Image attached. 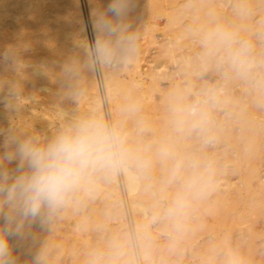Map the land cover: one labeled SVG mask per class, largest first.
I'll use <instances>...</instances> for the list:
<instances>
[{
  "label": "rangeland",
  "instance_id": "rangeland-1",
  "mask_svg": "<svg viewBox=\"0 0 264 264\" xmlns=\"http://www.w3.org/2000/svg\"><path fill=\"white\" fill-rule=\"evenodd\" d=\"M109 2L110 0H92V9L97 7L104 8ZM79 3L88 34V40L91 45L94 40L91 23L89 21L88 0H79ZM135 4L134 10L132 11L133 13L131 12L132 14H129V16L131 15V18H127V23H129L128 29L130 30H128V33L134 34L136 37L135 51L127 57H122L118 53L116 60L112 64L108 65L109 70L115 74V87H112L111 93L113 95V99L115 98L114 103L116 110H120L123 114L121 125H123L124 129L127 130L126 132L129 135L130 144H132V146L139 151L142 157L150 161V166L147 169L141 170L132 166L136 170L139 178L140 188L137 196L139 199L144 200L148 207L146 212L147 217H144L145 219H142L138 215L137 218L134 216L131 208L128 206V195L125 194L126 190L125 185L122 182L124 180L122 179L121 172L115 173L118 181L117 184L121 197L120 199L123 204V216L124 221L126 222L125 227L127 233L129 234V239L134 247L135 264H142L138 251V238L134 232L135 223L145 220L146 224L143 229L147 235L145 238L147 242L144 244L152 259L151 264H230L229 262L233 259L237 261V264H264V173H262L264 172V19L260 18L263 15L260 16V12L257 10L258 7L255 5V7H251L252 9H247V11H250L248 13H246L247 11L244 9V13L247 14L245 15L240 11L238 4L234 5L230 4V2H224L221 3V5L220 2L217 3L215 1L210 3L201 1L188 2V0H136ZM242 9L243 8H241V10ZM242 14L244 17L240 16ZM166 15L169 16L170 19H172V16L174 15V22H171L172 20H169V17ZM202 20H205L204 22L206 24ZM244 21H246V23H244ZM170 23H173L172 26ZM217 24L227 26L226 28L229 27L228 29L232 32L234 31V33H236L241 40L247 41L251 45L250 59L252 62V68L247 73L248 76H246V78L248 79L245 78V81L234 72L226 59V53L220 51L213 55H209L202 44L203 35L210 27L212 28ZM257 24H261L262 26H257ZM197 28L199 29L197 30ZM177 30H179L180 33L177 32L176 35L175 31ZM97 35L98 38H101L102 34L97 33ZM177 37H179V39H177ZM17 49L18 48H16V50ZM19 49L17 50L18 52L21 50ZM36 51L37 53L39 52V50ZM21 52L23 60L33 59L32 51L23 52L21 50ZM1 56L2 55L0 53V58ZM188 61L189 64H187ZM135 63L138 65L137 68H135ZM151 71H155L153 72L156 75L154 76L155 82H153L155 85H153L152 82L150 83V80H148V74L150 73L151 75ZM184 71H188L186 72V75ZM99 80L98 76L99 97L101 100L103 119L108 123L115 124L111 109L109 108V105H107L104 87L102 86L103 84L100 82L101 80ZM133 80H135V83ZM119 84H124L130 89L131 95L126 96L128 98H126L125 95L123 96L122 93H119V91L122 92V89L116 86ZM151 84L153 85L152 87ZM240 84L243 85L241 86ZM148 86H150V88H147ZM28 87L29 88L27 89V86H18V91H12V87H10L6 93L12 94L14 92L13 94H15V96L12 94L7 98L13 99V97H16L19 100L21 97L20 101L22 103V98L27 96L26 93H30L32 90L30 86ZM242 88H244V90ZM244 91L245 93H243ZM16 93L19 95L17 96ZM179 94L185 95L188 103L194 102L195 99L203 102L207 100L209 96L215 97V100L217 99L213 103L204 105L208 109L211 117L207 133L211 136V139L208 142H205L204 134L199 132L186 131L183 134L176 132L174 124L172 123V105L174 100L170 99H178L180 97ZM44 96L45 95L40 93L37 97L38 99L36 100L37 103L32 102L29 104L26 103L29 102V99H24L23 104H26V107H28V105L33 106L34 111L38 114V112L40 113L42 110V102L48 100L46 99V96ZM78 96H76V99H72L74 103L78 101V98L80 97ZM231 97H233V99ZM234 97L237 99L240 98V102L238 100L236 101ZM232 100H234L235 103ZM149 101L150 103H148ZM148 104H151L153 107H151V111H149L151 105ZM243 107L246 108L244 109ZM74 109H77L78 113L81 110L79 107H76V105L73 110ZM251 109H254V111ZM77 110H74V116L72 115L69 118L67 117V120L63 122L58 118L56 119L55 115L49 113L48 120H51L49 127H52L54 130V135H56L65 126L76 122V120H80L82 117H85L81 116L82 114H79V117L76 113ZM243 110L246 111L244 112ZM245 113L254 121V123L255 119L256 122L258 120V122L255 123L256 125L259 123V126H256L259 132H257V139L255 138L259 150L256 148V153H258V155L256 154L255 159H252V162L254 160L259 164V166H257V170L259 172L257 173V179L251 180V186L248 187L249 189H246V184H244L245 180H243V173H245V169L247 168L246 163L249 162L248 160H251L247 157V152L250 147H248V145L246 146L243 135H241L242 128L239 121L241 115H245ZM152 114L154 115L151 116ZM236 118H239V120H236ZM10 119L11 120L8 125H6V127L4 126L5 128L3 127L2 129H15L16 127L20 128V126H23L21 123L15 122V116L12 115ZM148 120L149 122H154V124H156H153L155 126L153 129L145 126L144 123ZM35 121L36 120L32 121V128H28L32 131L34 130V134L38 135L42 141L50 140L48 139L50 135L47 132L45 134H48L49 136L43 135V132L45 131L43 125L39 124L40 122ZM14 125H16V127ZM158 126L159 129L157 128ZM19 128H16L15 130L17 131ZM157 131L161 136L156 135ZM41 134L43 137H41ZM235 135L237 137H234ZM237 138L239 141H237ZM2 140L3 136H0V141ZM163 147L170 149L173 157L185 159L186 161L196 159L201 164L211 165L212 186L207 190V194L205 196L192 201L191 207L189 208L186 216H184L180 221L179 227H176L174 221H168V218L163 216V209L171 202V199L178 187V184L168 183V172L172 166L173 159L170 157L167 158V160L166 158L161 157L160 149ZM259 152L261 153L260 155ZM154 153L157 157L156 160L154 158ZM160 160L166 162L165 169L156 168L155 164L157 161L160 162ZM258 179L263 180L261 182ZM215 182L218 184L216 185V188L214 186ZM226 183L229 184L227 185ZM101 188L102 185H100L97 179H95L93 186L90 190H88L90 192L88 200L87 197L85 198L78 193L73 197L71 206H66L68 209L75 207L79 211V224H84L90 221V218L92 219V216L89 214L90 211L92 213L94 209L100 210L98 216V219L100 220L97 219L98 221H94L96 222L93 224L95 226L92 225L91 229L88 231V246L78 240V237H73L74 234L72 232V234L70 231L69 233H66L65 226L59 223L64 212L63 208L51 219L49 223L43 226V232L45 234L48 232L47 237L49 239H46L49 241L46 244H50L48 247H43H47L45 252H47V254L49 253V256L45 257V264H62V262L63 264H83L76 259L77 257L74 256H79L81 254L84 255L86 252V255L90 257L91 261L95 259V254H103L104 257L102 256L98 262L95 261L96 264H118L117 256L115 255L112 247L113 239L115 237L114 229L116 227V220L113 219L114 212H111L112 209L109 210V208L112 207L106 203V201H103V204H99L100 202L102 203V201L99 200L96 192L99 189L101 190ZM233 196H237L239 200L237 197L236 200L239 202H236ZM91 200L93 202L90 203ZM235 202L237 205H234ZM218 203L220 205H214ZM94 204H96V206H94ZM222 206L227 207L224 209ZM244 206L248 207V210H246V207L243 209ZM156 216H159L160 218L153 222V217ZM188 218L190 219L188 220ZM72 220L73 219H70V222H72ZM188 221L190 223H188ZM71 228L72 226H70L69 229ZM55 229H57V231ZM49 232L51 233L49 234ZM70 239H72V243H68ZM69 244H71V247ZM39 248L40 246H35L36 251L33 249L34 253L36 252V254H39L38 251L42 250V247L40 249ZM89 249L90 251H88ZM27 250L28 249H16L17 264H21L20 261L26 256Z\"/></svg>",
  "mask_w": 264,
  "mask_h": 264
},
{
  "label": "clouds",
  "instance_id": "clouds-1",
  "mask_svg": "<svg viewBox=\"0 0 264 264\" xmlns=\"http://www.w3.org/2000/svg\"><path fill=\"white\" fill-rule=\"evenodd\" d=\"M135 0H110L106 7L92 13L93 30L101 35L89 46L91 64H112L119 53L127 57L135 51L134 34L128 33L127 18L134 10ZM202 44L209 55L220 51L238 75L252 68L251 45L223 25L217 24L203 36ZM4 58L13 71L25 67L15 50L8 49ZM69 71L72 69L69 68ZM13 91L18 86L12 85ZM205 101L176 104L172 107L173 124L179 134L186 131L204 134L211 139V122ZM0 264H17L16 249L23 246L33 224L43 227L78 193L88 191L96 178L118 173L135 166L147 169L150 161L142 157L129 142L121 124L98 118H83L62 128L52 139L42 141L35 135H23L13 128L0 129ZM163 158H172L169 184H178L163 216L176 227L186 216L192 201L202 198L212 186L211 165L196 159L173 157L167 147L160 151ZM160 217H153V222ZM120 245L114 243L115 255ZM102 253L95 254L98 262ZM34 264H45L43 253L36 254ZM230 264H237L233 259Z\"/></svg>",
  "mask_w": 264,
  "mask_h": 264
},
{
  "label": "bare ground",
  "instance_id": "bare-ground-1",
  "mask_svg": "<svg viewBox=\"0 0 264 264\" xmlns=\"http://www.w3.org/2000/svg\"><path fill=\"white\" fill-rule=\"evenodd\" d=\"M136 1V0H135ZM140 1V0H138ZM146 1V0H145ZM150 1V0H149ZM152 1V0H151ZM157 1V0H156ZM189 1H201V2H210L213 3L214 1L219 3H226L230 2V4H238L240 7V11L244 13V11L247 9H252L251 7H258V11L260 12V18L264 19V0H188ZM106 2V1H105ZM139 3V2H138ZM186 3V2H185ZM105 4V3H104ZM101 4V5H104ZM154 4V3H153ZM173 4V3H172ZM182 4V3H181ZM188 4V3H186ZM195 4V3H194ZM219 4V5H220ZM136 5V4H135ZM138 5V4H137ZM184 5V4H183ZM192 5V4H189ZM188 5V6H189ZM208 5V4H207ZM222 5V4H221ZM225 5V4H224ZM227 5V4H226ZM237 5V6H238ZM255 5V6H254ZM106 6V5H105ZM236 6V7H237ZM224 7V6H223ZM234 7V6H231ZM250 7V8H249ZM88 8H89V17H90V23H91V28H92V33H93V40L95 41L98 39L97 32L93 30L92 26V0H88ZM103 8V7H102ZM151 8V7H150ZM174 8V7H173ZM185 8V7H184ZM215 8V7H214ZM241 8H243L241 10ZM140 9V8H139ZM149 9V8H147ZM239 9V8H238ZM245 9V10H244ZM198 10V9H197ZM209 11L208 9H206ZM214 10V9H212ZM230 10V9H229ZM232 10V9H231ZM140 11V10H138ZM233 11V10H232ZM151 12V10H150ZM158 12V11H157ZM156 12V13H157ZM196 12V11H195ZM212 12V11H211ZM238 12V11H237ZM250 11H247L248 13ZM133 13V12H132ZM131 13V14H132ZM175 13V12H174ZM227 13V12H226ZM231 13V12H230ZM244 13L245 15H247ZM262 13V14H261ZM172 14V13H171ZM177 14V11H176ZM191 14V13H190ZM235 14V13H234ZM136 15V14H135ZM170 15V14H168ZM179 15V14H178ZM231 15V14H230ZM131 16V15H130ZM129 16V17H130ZM142 16V14H141ZM167 16V15H166ZM174 16V15H173ZM173 16L172 19L169 20L173 21ZM211 16V15H210ZM216 16V15H215ZM220 16V15H219ZM242 17V15H240ZM128 17V18H129ZM146 17V16H145ZM166 17V18H167ZM131 18V17H130ZM138 18V17H137ZM141 18V17H140ZM144 18V17H143ZM142 18V19H143ZM192 18V17H191ZM227 18V17H226ZM238 18V16H237ZM236 18V19H237ZM246 18V17H245ZM146 19V18H145ZM153 19V18H152ZM177 19V18H176ZM205 19V18H204ZM214 19V18H213ZM219 19V18H218ZM222 19V18H221ZM249 19V17H248ZM130 20V19H129ZM168 20V19H167ZM168 20V21H169ZM139 21V20H138ZM195 21V20H194ZM201 21V20H200ZM203 22L205 20H202ZM216 21V20H214ZM167 22V21H166ZM170 22V21H169ZM199 22V21H198ZM202 22V24H203ZM229 22V21H228ZM85 22L83 21L82 13H81V8H80V3L79 0H0V53H1V58H0V129H2L4 126L8 125L9 121L11 120V116L16 117V123H21L23 126L17 130V132L23 134V135H35L34 130H30L29 128L33 126L34 120L40 122L39 124L43 125L45 131L43 132V135H50L48 139H52L54 135V130L52 127L50 128V121L48 120V115L51 113L52 115L56 116V119L58 118L60 121H66L67 117H71L72 115L74 116L75 111L77 109L73 108L79 107L80 112L77 114L81 116H85L86 118H98V119H103V114H102V108H101V100L99 97V84H98V76L99 80L104 87V93L106 96V101L107 105H109V108L111 109V113L113 114V119L115 124H122V119H123V114L120 110H116L115 108V103L113 99V95L111 93L112 87L115 85L114 84V79H115V74H113L109 68L108 65L104 64H96L95 66H92L91 64V57L89 55V40H88V34L87 30L85 27ZM133 23V22H132ZM139 23V22H138ZM141 23V22H140ZM190 23V22H189ZM200 23V22H199ZM205 23V22H204ZM216 23V22H215ZM242 23V21H241ZM246 23V21H244ZM248 23V22H247ZM257 23V22H256ZM255 23V24H256ZM259 23V22H258ZM129 24V23H128ZM134 24V23H133ZM142 24V23H141ZM140 24V25H141ZM166 24V23H165ZM171 24V23H170ZM173 24V23H172ZM171 24V26H172ZM206 24V23H205ZM209 24V23H208ZM253 24V23H252ZM262 24V23H261ZM261 24H257V26H262ZM132 25V24H131ZM139 25V24H138ZM204 25V24H203ZM211 25V24H210ZM209 25V26H210ZM225 25V24H224ZM247 25V24H246ZM133 26V25H132ZM136 26V25H135ZM163 26V25H162ZM181 26V25H180ZM150 27V26H149ZM227 27V26H225ZM242 27V26H241ZM137 28V27H136ZM146 28V27H145ZM154 28V27H153ZM152 28V29H153ZM209 28V27H208ZM211 28V27H210ZM209 28V29H210ZM229 28V27H228ZM254 28V27H253ZM138 29V28H137ZM151 29V28H149ZM167 29V27H166ZM177 29V28H176ZM199 28H197L198 30ZM206 29V28H205ZM246 29V28H245ZM248 29V28H247ZM250 29V28H249ZM129 30V29H128ZM163 30V29H161ZM174 30V29H173ZM182 30V29H181ZM243 30V29H242ZM130 31V30H129ZM132 31V29H131ZM200 31V30H199ZM239 31V30H238ZM146 32V31H145ZM176 35L177 32L180 33L179 30L175 31ZM174 32V33H175ZM184 32V31H183ZM197 32V31H196ZM203 32V31H202ZM201 32V33H202ZM234 32V31H233ZM239 33V32H238ZM242 33V32H241ZM247 33V32H246ZM144 34V33H143ZM146 34V33H145ZM185 34V32H184ZM180 35V34H179ZM178 35V36H179ZM204 36V35H203ZM100 38V37H99ZM179 39V37H177ZM182 39V38H181ZM199 39V38H198ZM185 41V40H184ZM189 41V40H188ZM198 41V40H197ZM195 43V42H194ZM188 45V44H187ZM177 47V46H176ZM189 47V46H188ZM16 48H20L23 52H28L32 51L33 55L31 60H23V56H21L22 52H18ZM8 49L15 50V52L18 54L19 58L24 62L25 67L20 69L19 71H13L12 66L10 63L5 60L4 58V52ZM36 50H39L37 53ZM205 50V49H204ZM178 51V50H177ZM36 52V53H35ZM20 53V54H19ZM180 53V52H179ZM181 55V54H180ZM184 55V54H183ZM198 55V54H197ZM182 56V55H181ZM195 57V56H194ZM201 58V57H200ZM253 60V59H252ZM183 61V60H182ZM181 61V62H182ZM197 61V60H196ZM189 64V61L188 63ZM196 65V64H194ZM137 64L135 63V68H137ZM182 66V65H181ZM187 67V66H186ZM230 67V66H229ZM71 68L72 70L69 71L68 69ZM155 68V67H153ZM152 68V69H153ZM183 68V67H182ZM133 69V68H132ZM149 69V68H148ZM156 69V68H155ZM135 70V69H134ZM151 70V69H150ZM154 70V69H153ZM158 70V69H157ZM156 70V72H157ZM230 70V69H229ZM121 71V70H119ZM139 72V71H138ZM148 74V80L149 82L153 84L154 81V76H156L153 72L151 71ZM186 72L184 71L185 75ZM235 72V71H234ZM137 73V72H136ZM236 73V72H235ZM146 74V73H145ZM237 74V73H236ZM235 74V75H236ZM126 75V73H125ZM139 75V74H138ZM137 75V77H138ZM228 75V73H227ZM238 75V74H237ZM147 76V75H146ZM159 76V75H158ZM225 76V75H224ZM234 76V75H233ZM246 75H239V77L243 78L245 81ZM250 76V75H249ZM130 77V76H129ZM236 77V76H235ZM238 77V78H239ZM187 78V77H186ZM240 78V79H241ZM123 79V78H122ZM146 79V78H145ZM182 79V77H181ZM248 79V78H246ZM124 80V79H123ZM132 80V79H131ZM231 80V79H230ZM135 80H133L134 82ZM243 81V80H242ZM248 81V80H247ZM250 81V80H249ZM116 82V81H115ZM132 82V83H133ZM119 83V82H118ZM135 83V82H134ZM133 83V84H134ZM143 83V82H142ZM236 83V82H235ZM259 83V82H257ZM261 83V82H260ZM18 85L21 87L27 86V89L32 88V91L30 93H26L27 96L23 97L22 99H29V102L26 103H32L36 102L37 103V97L39 96L40 93L42 95L46 96V99H48L45 102H42V110L38 114L34 111L33 106L28 105L26 107L16 97L13 99L12 98H7L8 96L10 97L12 94L6 93L12 87V85ZM117 84V83H116ZM131 84V83H129ZM151 87L155 84L152 85ZM190 84V83H189ZM237 84V83H236ZM252 84V83H251ZM137 85V84H136ZM150 85V84H149ZM179 85V84H178ZM241 86L243 84H240ZM239 85V86H240ZM258 85V84H257ZM122 89V92L119 91V93H122L123 96H129L131 95V91L129 88H127L126 85L124 84H119L116 85ZM176 86V85H175ZM184 86V85H183ZM189 86V85H188ZM245 86V85H244ZM115 87V86H114ZM187 87V86H185ZM147 88H150L148 86ZM191 88V87H190ZM237 88V87H236ZM248 88V87H247ZM252 88V87H251ZM12 89V88H11ZM117 89V87H116ZM134 89V88H133ZM152 89V88H151ZM228 89V88H227ZM230 89V88H229ZM244 90V88H242ZM250 89V88H248ZM257 89V88H256ZM262 89V88H261ZM115 90V89H114ZM181 90V89H180ZM189 90V89H188ZM225 90V89H224ZM13 91V90H12ZM242 91V90H241ZM11 92V91H10ZM37 92V93H36ZM40 92V93H39ZM146 92V91H145ZM178 92V91H176ZM36 93V94H35ZM39 93V94H38ZM117 93V94H119ZM140 93V92H139ZM245 93V91L243 92ZM186 94V93H185ZM230 94V93H229ZM228 94V95H229ZM237 94V93H236ZM259 94V93H258ZM15 96V94H13ZM17 95V93H16ZM19 95V94H18ZM17 95V96H18ZM21 95V94H20ZM80 97H79V96ZM133 95V94H132ZM167 95V94H166ZM44 96V97H45ZM78 96V101L74 103L72 99H76ZM139 96V95H138ZM146 96V94H145ZM179 98L176 99H170L174 100V103L172 107L176 104H185L188 103L186 100V96L179 94ZM115 97V96H114ZM136 97V95H135ZM236 97V96H235ZM234 97V98H235ZM7 98V99H6ZM43 98V97H42ZM121 98V97H119ZM124 98V97H123ZM128 98V97H126ZM130 98V97H129ZM138 98V97H137ZM136 98V99H137ZM151 98V97H150ZM217 98V97H216ZM233 99V97H231ZM238 98V96H237ZM235 98V100L239 101V99ZM246 98V97H245ZM220 99V98H219ZM224 99V98H222ZM244 99V98H243ZM129 100V99H128ZM146 100V98H145ZM217 100V99H216ZM215 100V101H216ZM125 101V100H124ZM141 101V100H140ZM195 101H197L195 99ZM194 101V102H195ZM219 101V100H218ZM234 102V100H232ZM231 101V103H232ZM242 101V100H241ZM261 101V100H260ZM25 102V101H24ZM40 102V100H39ZM131 102V101H130ZM144 102V101H143ZM168 102V101H167ZM171 102V101H170ZM240 102V101H239ZM247 102V101H246ZM244 102V103H246ZM133 103V102H131ZM140 103V102H139ZM150 103V101L148 102ZM158 103V102H157ZM172 103V102H171ZM217 103V102H216ZM229 103V102H228ZM235 103V102H234ZM35 104V103H34ZM126 104V103H125ZM147 104V103H146ZM159 104V103H158ZM230 104V103H229ZM253 104V103H252ZM255 104V103H254ZM40 105V104H39ZM120 105V104H119ZM138 105V104H137ZM151 105V104H148ZM136 106V104H135ZM139 106V105H138ZM146 106V105H145ZM154 106V105H153ZM233 106V105H232ZM237 106V104H236ZM239 106V105H238ZM253 106V105H252ZM143 107V106H142ZM148 107V106H147ZM152 105L150 106V110H152ZM257 107V106H256ZM29 108V111H28ZM118 108V107H117ZM126 108V107H125ZM149 108V107H148ZM206 108V107H205ZM240 108V107H239ZM244 108V107H243ZM246 108V107H245ZM244 108V109H245ZM250 108V107H249ZM27 109V110H26ZM147 109V108H146ZM160 109V108H159ZM207 109V108H206ZM238 109V108H236ZM126 110V109H125ZM252 110V109H251ZM208 111V109H207ZM234 111V110H233ZM238 111V110H236ZM244 111V110H243ZM246 111V110H245ZM244 111V112H245ZM254 111V109L252 110ZM257 111V110H256ZM170 112V111H168ZM239 112V111H238ZM258 112V111H257ZM262 112V111H261ZM255 113V112H253ZM264 113V112H263ZM166 114V112H165ZM235 114V113H234ZM76 115V116H78ZM79 115V117H80ZM132 115V114H131ZM130 115V116H131ZM152 114L151 116H153ZM253 115V114H252ZM54 116V117H55ZM142 116V115H141ZM157 116V115H156ZM53 117V116H52ZM84 117V118H85ZM173 117V116H172ZM83 118V117H82ZM81 118V119H82ZM147 118V117H146ZM34 119V120H33ZM78 119V118H77ZM126 119V118H125ZM130 119V118H129ZM149 119V118H148ZM157 119V118H156ZM232 119V118H230ZM258 119V118H257ZM128 120V119H127ZM235 120V119H234ZM236 120H239V118ZM235 120V121H236ZM35 121V122H36ZM77 121V120H76ZM156 121V120H155ZM173 121V120H172ZM171 121V122H172ZM240 125L242 128L241 135H243L244 142H246V146L250 147L247 152V157L249 162L247 164V168L245 169L244 174V179L245 180L244 184H246V189H249L248 187L251 186V180L252 179H257V173L259 172L257 169V166L259 164L252 159H255L256 154V148L257 147V132L258 128L256 127L257 125L254 121L245 113V115H241L240 118ZM238 121V122H239ZM37 122V123H38ZM145 122V121H144ZM170 122V124H171ZM260 122V120H259ZM36 123V124H37ZM125 123V122H124ZM166 123V121H165ZM173 123V122H172ZM226 123V122H225ZM235 123V122H234ZM15 124V123H14ZM63 124V123H62ZM126 124V123H125ZM145 126L148 128H154L156 124L154 122H149L146 121ZM154 124V125H153ZM19 125V124H18ZM26 125V126H24ZM172 125V124H171ZM239 125V126H240ZM13 126V127H14ZM162 126V124H161ZM226 126V125H225ZM230 126V125H229ZM236 126V125H235ZM237 126V127H239ZM259 126V125H258ZM4 127V128H5ZM29 127V128H28ZM41 127V126H40ZM41 127V128H43ZM131 127V126H130ZM165 127V126H164ZM228 127V126H226ZM231 127V126H230ZM15 128V129H16ZM32 128V127H31ZM159 129V126L157 127ZM240 128V127H239ZM39 129V128H38ZM163 129V128H162ZM229 129V128H228ZM126 130V129H125ZM236 130V129H235ZM240 130V129H239ZM127 131V130H126ZM159 131V130H158ZM156 135H160L158 133ZM238 131V130H237ZM48 134H45V133ZM165 132V131H164ZM240 132V131H239ZM38 133V132H37ZM162 133V130H161ZM243 133V134H242ZM263 133V132H262ZM240 134V133H239ZM261 134V133H260ZM42 135V134H41ZM43 135L41 137H43ZM48 135V136H49ZM152 135V133H151ZM231 135V134H230ZM229 135V136H230ZM38 137V135H35ZM129 136V135H128ZM161 136V135H160ZM166 136V135H164ZM259 136V135H258ZM232 137V136H230ZM234 137H237L236 135ZM240 137V136H239ZM242 137V136H241ZM256 138V139H255ZM180 139V138H179ZM234 139V138H233ZM238 139V138H237ZM166 141V140H165ZM183 141V140H182ZM239 141V139L237 140ZM241 141V139H240ZM258 141V140H257ZM0 141V143H2ZM133 143V142H132ZM175 143V142H174ZM181 143V142H180ZM241 143V142H240ZM242 144V143H241ZM132 145V144H131ZM135 145V144H134ZM157 145V144H156ZM155 145V146H156ZM169 145V144H168ZM244 145V144H243ZM264 145V144H263ZM237 146V145H236ZM262 146V145H261ZM172 147V146H171ZM160 148V147H158ZM244 148V147H243ZM161 150V149H160ZM170 150V149H169ZM259 150V148L257 149ZM154 151V150H153ZM157 151V150H156ZM171 151V150H170ZM152 152V151H151ZM150 152V153H151ZM261 152V151H260ZM259 152V155L261 154ZM153 153V152H152ZM238 153V152H237ZM264 153V152H263ZM246 154V153H245ZM154 158L156 160V154L154 153ZM236 155V154H235ZM150 157V156H149ZM162 157V156H161ZM246 157V156H245ZM259 157V156H258ZM167 159V158H166ZM245 159V158H244ZM258 159V158H257ZM158 160V159H157ZM168 160V159H167ZM258 161V160H257ZM166 162L161 161L156 162L155 166L156 168L160 169H165L166 168ZM168 163V162H167ZM245 164V163H244ZM154 166V167H155ZM245 166V165H244ZM245 168V167H244ZM156 171V170H155ZM166 171V170H165ZM164 171V172H165ZM167 172V171H166ZM169 173V172H168ZM264 173V172H262ZM122 181L125 185V190L128 195V206L131 208L134 216L137 218V215L141 217L142 219H145L144 217L146 216L147 212V204L144 202V200H141L138 198L137 193L139 190V178L137 175L136 170L134 167H130L129 169L125 171H121ZM263 176V175H262ZM169 178V177H168ZM98 183L102 185L101 190H97L96 194L99 198V200L102 201L99 204H103V201H106L112 208L111 212H114L113 219H115V237L113 239V245L114 243H118L120 245L119 248V255L117 256L118 264H135V255H134V247L129 239V234L127 233L125 224L126 222L124 221V216H123V207H122V202H121V197L119 194V189H118V181L116 174H110L107 176H101L96 178ZM260 180V179H258ZM263 180V179H262ZM262 180H260L262 182ZM242 183V182H241ZM213 184V183H212ZM227 185L229 183H226ZM218 185L215 182V188ZM223 185V184H222ZM238 185V184H237ZM243 185V184H242ZM261 185V184H260ZM226 186V185H224ZM236 186V185H235ZM221 187V185H220ZM227 187V186H226ZM214 188V187H213ZM231 188V187H230ZM236 188V187H235ZM226 189V188H225ZM211 190V189H210ZM209 190V191H210ZM221 190V189H220ZM240 190V187H239ZM225 191V190H224ZM227 191V190H226ZM232 191V190H231ZM234 191V190H233ZM250 192V191H249ZM212 193V192H211ZM218 193V192H217ZM227 193V192H226ZM229 193V191H228ZM80 194L83 197H87L88 200V195H90L89 191H83L80 192ZM210 194V193H209ZM213 194V193H212ZM234 194V193H232ZM238 194V193H237ZM219 195V194H218ZM235 195V194H234ZM263 195V194H262ZM220 197V196H219ZM234 197V196H233ZM237 197V196H236ZM236 197H234L236 200ZM240 197V196H239ZM222 198V197H220ZM204 199V198H203ZM209 199V198H208ZM207 199V200H208ZM211 199V198H210ZM213 199V198H212ZM231 199V198H230ZM238 199V197H237ZM249 199V198H248ZM263 199V198H262ZM97 200V197H96ZM95 200V201H96ZM205 200V199H204ZM239 200V199H238ZM236 200V202L238 201ZM247 200V199H245ZM214 201V200H213ZM212 201V202H213ZM93 202L92 200L90 203ZM99 202V201H97ZM148 202V201H147ZM211 202V201H210ZM218 202V201H216ZM235 202L234 205H237ZM239 202V201H238ZM242 202V201H241ZM215 203V202H214ZM222 203V202H221ZM234 203V201H233ZM246 203V201H245ZM249 203V202H248ZM251 203V202H250ZM229 204V203H228ZM231 204V203H230ZM71 206V202L68 204ZM214 205H220L214 204ZM234 206L233 204H231ZM96 206V204H94ZM149 206V205H148ZM100 207V206H99ZM125 207V206H124ZM224 207V206H222ZM227 207V206H226ZM224 207V209L226 208ZM230 207V206H229ZM236 207V206H235ZM242 207V206H241ZM246 206L243 207V209ZM101 208V207H100ZM248 207H246V210ZM79 209V208H78ZM126 209V208H125ZM129 209V208H128ZM251 209V208H250ZM64 212L61 216L60 222L62 225L65 226L66 230L65 232L70 233L72 232L74 235L73 237H78V240H80L83 244H86L88 246L89 240L87 239L88 231L91 229V226L96 223L98 219L100 210L99 209H94L91 213L90 211V216H92V219L90 218V221L84 223V224H79V211L73 207L71 209H68L67 207L63 208ZM92 210V209H91ZM222 210V209H221ZM232 210V208H231ZM230 210V211H231ZM102 211V210H101ZM130 211V210H129ZM89 212V211H88ZM229 212V211H228ZM234 213V212H233ZM239 213V210H238ZM103 214V212H102ZM225 214V213H224ZM235 214V213H234ZM223 216V215H222ZM238 216V215H237ZM243 216V215H242ZM140 218V219H141ZM223 218V217H222ZM70 219H73L72 222H70ZM139 219V218H138ZM190 218H188L189 220ZM100 220V219H98ZM97 220V221H98ZM193 220V219H192ZM195 220V219H194ZM140 221V220H139ZM146 221V220H145ZM145 221H140L135 223V234L138 238V248H139V254H140V260L142 261V264H151L152 259L150 257V254L145 246L144 243L147 241L145 240L146 238V233L145 230L143 229L145 227ZM168 221H171L168 219ZM188 223H190L188 221ZM70 226H72L71 229ZM95 226V225H93ZM97 226V225H96ZM46 228V227H44ZM93 228V227H92ZM81 229V231H80ZM57 231V229H55ZM43 227H40L38 224H33L30 232L31 235L29 238L23 242V246L18 248L20 250H27V254L22 259L20 262L21 264H33V258L36 254L34 251H36L35 246H40L42 247V250H39L38 253H43L45 257L49 256V253L45 252L46 248L50 244H46L49 240L47 237V234L43 232ZM51 232H49L50 234ZM71 233V234H72ZM54 234V233H53ZM69 237V236H68ZM71 237V236H70ZM48 238V239H46ZM63 239V238H62ZM73 239V238H72ZM72 239L69 240L68 243H72ZM74 240V239H73ZM145 241V242H144ZM53 244V243H52ZM56 244V243H54ZM111 244V245H112ZM71 244H69L70 246ZM44 246H47L46 248H43ZM53 246V245H52ZM67 246V245H66ZM71 247V246H70ZM113 247V246H112ZM39 248V249H40ZM51 248V247H50ZM89 248V247H88ZM33 249H35L33 251ZM91 249V248H90ZM90 249L88 251H90ZM38 250V249H37ZM68 250V249H67ZM112 250V249H111ZM48 251V249H47ZM70 251V250H69ZM114 251V249H113ZM55 253V252H54ZM58 253V252H57ZM52 254V253H51ZM87 254V252H86ZM73 255L74 257H77L76 259L83 264H96L95 259L91 261L90 257L88 255ZM51 256V255H50ZM54 256V255H53ZM94 256V255H93ZM110 256V255H109ZM56 257V256H54ZM95 257V256H94ZM104 257V256H103ZM52 258V257H51ZM116 258V256H115ZM50 259V258H49ZM57 259V258H56ZM103 259V258H102ZM111 259V258H110ZM105 260V259H104ZM54 262L53 260H51ZM74 261V260H73ZM62 262V261H61ZM75 262V261H74ZM111 262V261H110ZM229 262V261H228ZM59 263V262H58ZM230 263V262H229ZM63 264V262H62ZM81 264V263H80ZM113 264V263H112Z\"/></svg>",
  "mask_w": 264,
  "mask_h": 264
}]
</instances>
